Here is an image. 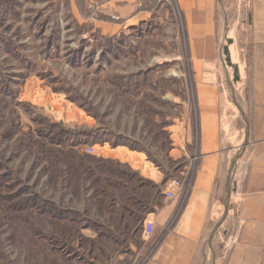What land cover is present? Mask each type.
<instances>
[{
	"label": "rangeland",
	"instance_id": "1",
	"mask_svg": "<svg viewBox=\"0 0 264 264\" xmlns=\"http://www.w3.org/2000/svg\"><path fill=\"white\" fill-rule=\"evenodd\" d=\"M106 1L0 0V264H145L174 220L148 240L143 221L187 200L200 111L183 19L174 0H149L146 21L110 31ZM252 7L224 1L237 77L221 52L206 79L222 102V149L240 160L247 118L233 102L245 103L240 45ZM91 132L103 142L81 138ZM216 225L214 250L227 244Z\"/></svg>",
	"mask_w": 264,
	"mask_h": 264
},
{
	"label": "crops",
	"instance_id": "2",
	"mask_svg": "<svg viewBox=\"0 0 264 264\" xmlns=\"http://www.w3.org/2000/svg\"><path fill=\"white\" fill-rule=\"evenodd\" d=\"M148 1L107 0L103 14L115 21L108 25L110 31L146 21L151 15ZM224 1L174 0L193 63L199 161L179 213L176 201L155 208L156 228L174 221L145 264H213L217 257L219 264H264V0H253L248 45H240V96L245 105H233L247 118L241 160L240 152L235 157V150L222 149V102L217 85L206 81L214 76L213 63L220 59L226 39ZM217 223L227 244L214 250L209 240Z\"/></svg>",
	"mask_w": 264,
	"mask_h": 264
},
{
	"label": "trees",
	"instance_id": "3",
	"mask_svg": "<svg viewBox=\"0 0 264 264\" xmlns=\"http://www.w3.org/2000/svg\"><path fill=\"white\" fill-rule=\"evenodd\" d=\"M52 129H54L53 128V126L52 125H49L48 127H45V129H43V132L44 133H49V132H51L52 131ZM68 136H69V133H65V135L63 136V137H65V138H68ZM58 138V137H57ZM78 138H80V137H78ZM81 138H83V140H88V142H90V143H93V144H99V143H102L103 141H102V138H101V136L100 135H98V132H91V133H87V134H84V135H82V137ZM67 141H68V139H66ZM60 142V139L58 138L57 139V143H59ZM58 145V144H57ZM74 143H72L71 145H67V147H65V149L67 150V151H70V152H73L74 150H73V148H74ZM87 159H91V157H86V160ZM99 163H101V162H99ZM102 165H104L103 163L102 164H100L99 165V168L102 166ZM105 166V165H104ZM104 166H102V167H104ZM106 168V167H105ZM16 202V201H15ZM25 202V201H24ZM29 202H31V201H29ZM22 203V201L20 202V201H17V203H15L16 205L15 206H19L20 204ZM26 203V202H25ZM32 203V206L34 205H36V206H38V203H35V201H32L31 202ZM43 206V204L41 205V207ZM58 214V216L62 219V214L61 213H57ZM135 222H136V220H135ZM157 248V247H156ZM155 248V249H156ZM155 251V250H154ZM153 251V252H154ZM153 252H152V254H153Z\"/></svg>",
	"mask_w": 264,
	"mask_h": 264
},
{
	"label": "built area",
	"instance_id": "4",
	"mask_svg": "<svg viewBox=\"0 0 264 264\" xmlns=\"http://www.w3.org/2000/svg\"><path fill=\"white\" fill-rule=\"evenodd\" d=\"M86 152L89 154L93 153V147H90L86 149ZM179 186V184L176 181L171 182L170 186L166 188L162 194L168 199V200H173L175 198V193L172 191V189H175ZM178 189V188H177ZM154 220L153 218L149 219L146 218L143 223H142V238L144 240H148L154 231Z\"/></svg>",
	"mask_w": 264,
	"mask_h": 264
},
{
	"label": "water",
	"instance_id": "5",
	"mask_svg": "<svg viewBox=\"0 0 264 264\" xmlns=\"http://www.w3.org/2000/svg\"><path fill=\"white\" fill-rule=\"evenodd\" d=\"M222 54L224 56L226 65L233 69V75L237 77L236 67L232 64L231 57H230V51L226 45L222 47Z\"/></svg>",
	"mask_w": 264,
	"mask_h": 264
}]
</instances>
